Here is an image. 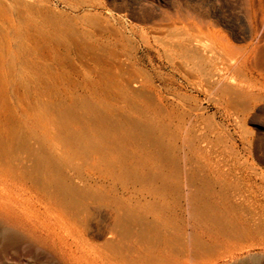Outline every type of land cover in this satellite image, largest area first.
Returning a JSON list of instances; mask_svg holds the SVG:
<instances>
[{"label":"rangeland","instance_id":"1","mask_svg":"<svg viewBox=\"0 0 264 264\" xmlns=\"http://www.w3.org/2000/svg\"><path fill=\"white\" fill-rule=\"evenodd\" d=\"M263 47L264 0H0V264H264Z\"/></svg>","mask_w":264,"mask_h":264},{"label":"bare ground","instance_id":"2","mask_svg":"<svg viewBox=\"0 0 264 264\" xmlns=\"http://www.w3.org/2000/svg\"><path fill=\"white\" fill-rule=\"evenodd\" d=\"M3 205L6 206L7 210L12 208L10 204H5L4 201ZM169 241L168 237H108L107 243L110 249L108 262L109 264H188L189 253L186 252L187 249H182L186 243L181 248L185 252L179 251L182 253L181 255L174 254L177 249L174 252Z\"/></svg>","mask_w":264,"mask_h":264}]
</instances>
